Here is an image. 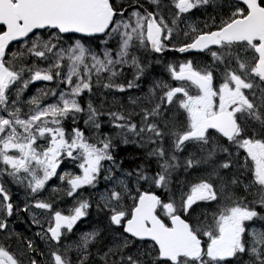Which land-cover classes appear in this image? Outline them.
Wrapping results in <instances>:
<instances>
[{
	"label": "snow or ice",
	"instance_id": "snow-or-ice-1",
	"mask_svg": "<svg viewBox=\"0 0 264 264\" xmlns=\"http://www.w3.org/2000/svg\"><path fill=\"white\" fill-rule=\"evenodd\" d=\"M147 3L154 10L141 0H0V264H25V256L26 264H264V0ZM210 3L219 10L211 23L186 20ZM92 40L104 48L97 52ZM14 41L23 48L10 52ZM170 45L180 53L207 52L212 62L169 64L181 86L156 81L146 96L129 97L131 107L93 103L94 88H139L146 65L137 53H163ZM126 68L132 80L117 82ZM36 81L56 87L25 100ZM105 116L113 134L102 131ZM129 136L151 146L147 157L156 159L157 171L123 167L114 140L127 144ZM189 144L201 155L190 154L185 169L211 167L177 196L170 187L180 166L176 153ZM65 161L78 171H62ZM102 172L110 186L96 207L107 210V226L64 243L92 202L75 199L66 214L55 195L76 198L86 186L95 188ZM53 178L67 188L53 186L40 198ZM8 180L25 189L22 202L13 200ZM21 212L39 229L48 261L37 258L45 253L31 238L21 250L8 245L19 241L9 218Z\"/></svg>",
	"mask_w": 264,
	"mask_h": 264
},
{
	"label": "flooded vegetation",
	"instance_id": "flooded-vegetation-1",
	"mask_svg": "<svg viewBox=\"0 0 264 264\" xmlns=\"http://www.w3.org/2000/svg\"><path fill=\"white\" fill-rule=\"evenodd\" d=\"M141 2L145 4V7L148 4L147 0H141ZM150 7L153 8L152 5H150ZM218 11L219 10L213 4L210 3L209 5H205L199 9L193 10L192 14L186 17V20L191 21L193 23L207 20L209 23H211L209 17L217 15ZM199 26L202 27V24H200ZM180 27L183 31L188 30L184 26V24H181ZM183 40L184 38L181 35L180 37L175 39L173 43L177 47H179L180 44L183 42ZM110 44L112 47H115L114 41H110ZM137 55L141 57V62L146 65L145 75L141 78L140 81H138L140 84H145V85H154V82L156 81H163L172 87L181 86L182 82L176 81L169 72L168 70L169 64H177V63H182L185 60H191L194 66L202 68L205 65L210 64L212 62L211 57L207 52L190 50L187 53H180L176 50H173L171 48V45L169 46V50L163 53H155L152 52L151 50L141 49L140 52L137 53ZM190 91H192L194 94L195 88L194 87L191 88ZM136 110L138 111V109ZM128 138H129V143L127 144L123 143L122 140L114 141V144L118 146V154H119V149L120 148L124 149V147H129L130 149L129 151L134 152L136 155L141 154L143 151L146 152L147 154L149 147L151 146L148 147L140 146L138 143L135 142L136 141L135 137L129 136ZM218 142L226 143L224 139H220ZM190 154H195L197 157L201 155V153L197 150V148L191 144H189L183 152L176 153L180 166L172 174V184L170 185V187L172 193L177 196L179 195V191L181 187H184V189L187 190L188 184L197 182L199 177L206 174V171H210L211 162L201 163L199 166L186 170L184 167V162L185 159ZM222 156L223 154H219L217 159L219 160ZM140 164H143L149 170L150 174L158 170L157 161L155 158H149L147 161H142V159L139 156H137L135 160L126 159L124 161L123 167L128 170H132L136 168L137 165ZM6 187L10 195H12L13 200L18 202V198L17 196H15V192H13L15 188L13 182L8 180L6 182ZM157 194L161 195L162 197L166 196V193L162 189L157 190ZM240 194L243 195V193ZM61 209H64L67 214V209L69 208H61ZM103 210L104 211H99V210L95 211V208H90L88 210V215L86 217H83L80 221H78L76 225L77 227L71 233L67 234V239L64 241V243H72L73 241L77 240L79 236H77L75 230L78 229L79 226L82 227L84 224L85 227H87V222L94 221L95 220L94 213L95 214L98 213L102 217H108L107 210L106 209ZM207 210L211 212L212 208H208ZM9 221L12 229L19 234V241L16 238H11L7 241L11 249L15 251L17 242H19L20 247H22L21 241L31 238L33 239L38 249L45 253L43 257H37V258L48 261L49 256H48L47 245L43 240L35 236V233L39 231V229L35 225H31L30 215L28 213L21 212L18 217L14 215L13 217L9 218ZM255 226L261 227V223L257 222ZM83 232H87V230H83L82 233ZM0 242H3L2 237H0ZM93 252H95V249H93Z\"/></svg>",
	"mask_w": 264,
	"mask_h": 264
},
{
	"label": "rangeland",
	"instance_id": "rangeland-1",
	"mask_svg": "<svg viewBox=\"0 0 264 264\" xmlns=\"http://www.w3.org/2000/svg\"><path fill=\"white\" fill-rule=\"evenodd\" d=\"M69 43H71V41H69ZM102 44V43H101ZM67 45H65L66 47ZM20 48H23V43H21L19 45V47H17L15 49V51L17 49H20ZM36 63L38 64L39 67L41 68H46L48 65L46 63H43V62H40V61H36ZM105 75V74H104ZM32 84H30L29 86H31ZM153 87V85H145V84H140L139 85V88H133V89H129V90H126V97L125 99L123 100V103L124 105H127L128 107H131L130 105V101H129V97L133 98V99H136L137 97H144L147 95V93L149 92V89ZM39 89H43L45 91H47L48 89H50V85L49 83H46L44 85H40L38 86ZM36 90V88H33L32 89V92ZM136 94V95H135ZM94 97H100V98H104L105 96V93L103 91H97V93H95L93 95ZM93 96L91 97L92 101H93ZM31 97V96H30ZM83 100L87 103L88 99L90 98L88 93H84L83 96H82ZM54 99L55 98H51L49 99L48 101H46L45 103H50V102H54ZM70 163V162H69ZM72 164V163H70ZM61 170L62 171H65L64 169V165L62 164L61 165ZM107 186L106 187H109V184L106 182ZM60 187V188H67V184L64 183V184H61V182L59 180H56L55 178H53L52 181L49 182V185L46 186V189L44 192H46V195L47 196L49 193H50V189L51 187ZM106 187H103V185H99L97 190H98V196H97V200L99 202V196L104 192L105 188ZM16 192V191H15ZM81 194H82V190H80V193L79 195L76 197V198H73V197H69V200H67L65 202L64 205H58L59 208H71L74 203H75V199H79L81 198ZM17 198L19 199V202H22L24 199H25V195L24 194H18ZM22 206V204H21ZM54 206H57V205H54ZM95 217H96V220L92 221V222H87V227H85V224L81 227L79 226L78 229L75 230V233L77 234V236H80L82 231L83 230H87V232H91L93 231L94 229L96 228H105L108 224V217H102L100 216L98 213L95 214ZM43 218V217H42ZM46 226V225H45ZM77 226H75L73 228V230L76 228ZM20 243L17 242L16 243V250H21L22 247H20L19 245ZM25 259V264L27 262V256L24 257Z\"/></svg>",
	"mask_w": 264,
	"mask_h": 264
},
{
	"label": "trees",
	"instance_id": "trees-1",
	"mask_svg": "<svg viewBox=\"0 0 264 264\" xmlns=\"http://www.w3.org/2000/svg\"><path fill=\"white\" fill-rule=\"evenodd\" d=\"M101 122H102V118H101ZM111 131H112V133H114V130L111 128L110 129ZM116 141H118V140H116ZM130 149H129V147H124V149H119V154H118V146H115V154L117 155V158H118V160L120 159V160H126V159H132V160H135V158L137 157V156H139L141 159H142V161H147L148 159H149V157H147V154H146V152H142L141 154H138V155H136L134 152H132V151H129ZM121 152V153H120ZM138 159V158H137ZM136 159V160H137ZM139 160V159H138ZM90 201L92 202V200H91V198H90ZM94 201V200H93ZM91 208H97L96 207V201H94V203L92 202V207Z\"/></svg>",
	"mask_w": 264,
	"mask_h": 264
}]
</instances>
